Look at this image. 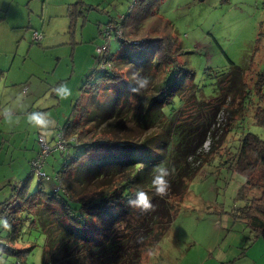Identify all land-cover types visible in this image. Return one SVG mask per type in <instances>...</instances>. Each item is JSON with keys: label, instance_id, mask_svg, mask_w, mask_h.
<instances>
[{"label": "trees", "instance_id": "obj_1", "mask_svg": "<svg viewBox=\"0 0 264 264\" xmlns=\"http://www.w3.org/2000/svg\"><path fill=\"white\" fill-rule=\"evenodd\" d=\"M159 1L134 0L120 18L109 15L106 34L100 32L105 48L96 55L100 67L82 84L75 109L92 99L97 106L88 111L81 107L82 117L63 125L66 146L54 150L61 156L58 168L50 174L45 170L52 151L44 157L43 174L37 175L30 164L26 178L0 203V217L10 227L7 235H0L1 249L18 243L23 246L19 252L27 253L34 242L25 233L35 230L43 237L41 264H148L143 258L148 250L153 264H160L158 244L171 229L190 179L216 155L222 157L232 125H216L224 94L243 90L245 84L240 73L222 72L217 75L219 94L204 97L193 71L178 61L182 50L177 34L172 23L156 13ZM80 2L68 7L70 31L82 15ZM156 15L164 27L155 24ZM111 35L123 48L116 55L108 51ZM103 62L108 64L104 69ZM140 77L148 78V86L131 91ZM257 81L264 82V74ZM257 121L264 123V109ZM225 162L243 176L236 192L242 204L233 210L234 217L244 220L247 239L264 238V139L244 133L235 152L219 166ZM157 166L170 173L163 196L152 186ZM35 174L49 176L50 189L38 183L30 191ZM137 190L148 194L150 208L129 205Z\"/></svg>", "mask_w": 264, "mask_h": 264}, {"label": "rangeland", "instance_id": "obj_2", "mask_svg": "<svg viewBox=\"0 0 264 264\" xmlns=\"http://www.w3.org/2000/svg\"><path fill=\"white\" fill-rule=\"evenodd\" d=\"M123 1L124 7L114 8V3L120 0H87L93 5H89L84 24L78 26L81 41L73 43V62L67 55L71 49L68 43L43 48L45 41L69 39L67 0H46L42 16L37 13V7L33 9L29 23L24 19V24L31 26L26 29L3 22L5 7L15 0H0V203L9 197L13 185L29 173L38 132L54 144L56 133L58 130L64 133L63 125L68 120L82 117L81 107L88 111V107L97 106V101L92 99L79 103L75 109L82 84L93 68L100 67L95 57L100 54L99 51L96 54V47L105 43L99 30L106 22L100 23L97 17L103 18V9L105 21L107 12L108 16L122 14L131 0ZM98 2L101 11L96 9ZM48 10L60 12L51 15ZM21 13L19 10L15 16H7L15 22L21 19V23ZM156 13L172 23L182 50L178 61L193 71V80L204 97L219 94L217 75L222 72L240 73L245 84L242 86L244 95L241 88L224 94L216 125L226 122L232 125L225 136L222 157L216 155L190 179L184 197L178 202L171 229L158 244L162 257L157 263L264 264V245H261L264 238L247 239L249 231L244 220L233 215V210L242 204L236 199V192L243 176L229 170V163L219 166L222 159L228 158V153L235 152L244 133H255L264 139V123L257 121L262 118L264 109V82L257 81L258 76L264 74V0H160ZM36 15L41 18L38 27ZM158 15L155 24L164 27ZM35 31L42 34L39 40L33 37ZM110 38L108 51L116 55L123 50L122 45L112 35ZM43 80L49 84V91ZM62 87L69 89L71 95L61 93ZM51 93L55 100H49ZM186 105L184 103L183 113L187 111ZM60 162L59 151L47 156L44 163L47 174L53 173ZM49 179V176L32 175L28 189L32 191L40 183L48 190ZM8 231L9 225L0 217V235H7ZM25 235L34 242L28 252L21 254L23 246L18 243L9 250L0 248V264H41L42 235L35 230ZM143 258L153 264L151 250L144 252Z\"/></svg>", "mask_w": 264, "mask_h": 264}, {"label": "crops", "instance_id": "obj_3", "mask_svg": "<svg viewBox=\"0 0 264 264\" xmlns=\"http://www.w3.org/2000/svg\"><path fill=\"white\" fill-rule=\"evenodd\" d=\"M76 1L77 0H67V2H66V5H65L66 12L65 11L64 12H65L66 16L68 17V22H70L69 15H68V7H69V5L71 3L76 2ZM131 1H130L129 5L131 4ZM45 2H46V0H15L14 3H9L5 7L6 8V11H5L6 14H4L1 19L3 20V22L4 21H8V22L13 23V24H11L12 27H17L18 26V27H21V28H24V29L29 28L31 26H29V24H24V19H25V21L27 20V23H29L30 18H31L32 13H33V9H36V7H37V13L39 15H41V16L44 15V5H45ZM99 4H100V2L96 3V5H95L96 6V9H98V10H100ZM89 5L90 6L93 5V2L87 3V0H83V2H80L79 3L78 8L82 11V15H78L76 17L77 19L75 18L76 21L74 22V28L72 29V31L69 32V30H68V32H69V39H68V37H66L62 41H60L59 39H58V41H45V42H43V48L53 47L55 45L56 46L57 45H64L63 43H66L65 45H67V43H68V45L71 46V49H69L67 55L71 56L72 61L74 62V53H75V47L74 46H75V44H73V43H76L77 44V43H79L81 41V38H80L81 35L79 36V27L78 26L80 24H84V22L86 21V12L90 8ZM120 5H122L121 7H124V1L123 0H120V2L114 3L113 7L114 8L115 7H120ZM12 6H14V9H13ZM19 10H21V12H22L21 13V16H23V22H21V23L19 22V21H21V19H17V22H15L14 20L11 21V20L8 19V16L7 15L11 14L12 16H15L16 13H17V11H19ZM126 11H127V9H126ZM59 12L60 11H57L56 12V11H53V10H48V13L51 14V15H57V13H59ZM104 12H105V10L103 9L102 10V13L103 14H101L103 16V18H101L99 16L97 17V19L98 18L101 19L100 20V23H105L109 19L108 12H107L108 19L105 21V19H104L105 18L104 17L105 16ZM121 13L123 14L124 12H121ZM122 14L114 15L113 17L120 18V16ZM39 15H36V20H37L36 27L39 26V22L41 23V18L39 17ZM6 17H7V20H5ZM51 20H50V22H51ZM50 22L48 23V25L50 24ZM100 26L101 25H99V27ZM34 29L35 30H38L36 28H34ZM97 29H98V27H97ZM35 32H37V31H35ZM45 84H46V87H47L46 90L49 91L48 90L49 89V84H47L46 82H45ZM51 96H52V98H50L49 100H51V99H54L55 100L56 99L55 96L52 93H51ZM51 105L52 104L48 105L47 107H49ZM39 112H40V110H39ZM38 133L41 134V131H39ZM36 149H37V145L35 144L34 150L36 151ZM35 151L30 156V158H32L34 156ZM244 238H245V236H244ZM246 238H247V236H246ZM261 245H264V244L261 243Z\"/></svg>", "mask_w": 264, "mask_h": 264}, {"label": "clouds", "instance_id": "obj_4", "mask_svg": "<svg viewBox=\"0 0 264 264\" xmlns=\"http://www.w3.org/2000/svg\"><path fill=\"white\" fill-rule=\"evenodd\" d=\"M149 80L147 77H140L136 79V87H133L131 91L139 92L148 86ZM61 93L65 96L71 95V92L66 87L60 89ZM37 122H40L37 118ZM155 175L152 179V186L155 189L156 195L163 196L166 194V189L168 187L167 177L169 176V171L163 166H157L155 169ZM136 198L134 200H129V205L134 207H142L143 209H148L151 207L148 194L142 190H137L135 194Z\"/></svg>", "mask_w": 264, "mask_h": 264}, {"label": "built area", "instance_id": "obj_5", "mask_svg": "<svg viewBox=\"0 0 264 264\" xmlns=\"http://www.w3.org/2000/svg\"><path fill=\"white\" fill-rule=\"evenodd\" d=\"M133 1L134 0L131 1V4ZM131 4H130V6H131ZM105 30H106V27L102 31L104 35L106 34ZM120 34H121V31L118 30L117 35L120 36ZM41 36H42L41 33L34 32L33 37L35 40H39L41 38ZM104 48H105V44H102L101 47H97L96 50L101 52L102 49H104ZM104 64H107V63L103 62L102 66H104ZM105 66H108V64ZM55 137H56V140H55L54 144H50L47 141L45 135H43V134H38V136L36 138V141L39 145V150L36 152L34 157L30 160V164H31L34 172L37 175L43 174V172L41 171V166L44 162L45 155H47L48 153H51L55 149H58V150L64 149V147L66 146L64 133L62 131L59 130V132H57V135Z\"/></svg>", "mask_w": 264, "mask_h": 264}, {"label": "flooded vegetation", "instance_id": "obj_6", "mask_svg": "<svg viewBox=\"0 0 264 264\" xmlns=\"http://www.w3.org/2000/svg\"><path fill=\"white\" fill-rule=\"evenodd\" d=\"M106 27V23H105V26H104V28ZM104 28L102 29V30H99V32H102L103 30H104Z\"/></svg>", "mask_w": 264, "mask_h": 264}]
</instances>
